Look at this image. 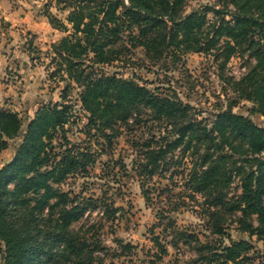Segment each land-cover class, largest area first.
<instances>
[{"label":"trees","instance_id":"trees-1","mask_svg":"<svg viewBox=\"0 0 264 264\" xmlns=\"http://www.w3.org/2000/svg\"><path fill=\"white\" fill-rule=\"evenodd\" d=\"M52 3L67 11V24L49 11ZM186 6V0H46L44 15L67 33L50 46L51 76L66 84L61 101L41 102L31 117L0 107V154L18 141L0 166V264H116L134 249L121 240L109 247L100 238L104 221L115 218L113 204L64 188L87 176L97 159L67 135L74 87L86 137L108 146L124 134L130 138L132 169L147 203L155 177L180 176L179 202L155 213L154 229L169 231L175 249L194 252L184 264H256L263 255L252 238L264 247V126L234 108L245 101L249 114L264 117V0ZM189 52L221 57L224 64L234 55L250 61L231 81L236 98L211 119L134 74L105 70L116 63L135 67L138 53L155 66ZM185 198L196 203L202 230L181 229L172 216L187 206ZM97 209L101 215L91 220ZM201 231L214 238L202 239ZM153 241L159 258L168 254Z\"/></svg>","mask_w":264,"mask_h":264},{"label":"rangeland","instance_id":"rangeland-1","mask_svg":"<svg viewBox=\"0 0 264 264\" xmlns=\"http://www.w3.org/2000/svg\"><path fill=\"white\" fill-rule=\"evenodd\" d=\"M45 3L46 0H0V107L14 110L23 117H31L41 102L61 101L60 92L66 84V80H61L58 75L51 76L54 65L51 63L50 46L67 33L49 22L41 10ZM212 4L214 0H186V10ZM61 7V4L52 3L49 11L67 24V11L60 10ZM207 18L215 20L212 13H208ZM136 60L138 65L133 68L116 63L106 66L105 70L134 74L151 88L158 86L163 92L176 94L195 108L199 118L209 119L218 108L225 107L236 98L231 81L239 79L250 62L247 56L234 55L224 64L221 57L195 52L175 60L167 59L155 66L139 53ZM77 91L74 87L68 97L75 116L74 122L66 127L67 135L72 142L89 146L97 159L87 176L70 179L64 188L83 191L93 198L101 196L117 209L114 220L104 221L100 238L109 247H116V240H121L130 243L134 249L127 257L115 258L116 264H184L195 256L194 252L184 245H180L179 250L175 249L169 243L172 238L169 231L162 232L159 227L154 229L159 223L155 213L168 210L169 204L179 202L176 197L182 189L180 176L176 175L171 180L170 172H166L162 177H155L151 182L155 188L151 192L152 200L147 203L140 180L132 169L135 152L127 142L130 138L124 134L108 146L105 140L97 143L94 137H86L83 131L86 118L77 103ZM239 105L234 111L249 115L256 124L264 126V117L248 113L250 103L241 101ZM17 143L13 141L11 145ZM12 146L0 154V166L11 158ZM185 202L186 207L171 213L178 227L188 232L202 230L203 223L195 212L196 203L188 198ZM99 210L90 213L91 220L99 218ZM153 229L154 233H151ZM202 232L205 234L200 236L202 239L214 238L207 231ZM229 233L235 236L236 231L231 229ZM153 238L166 246L167 255L158 257L159 248ZM252 242L263 254L255 263L259 264L261 260L264 264L262 243L255 237Z\"/></svg>","mask_w":264,"mask_h":264}]
</instances>
